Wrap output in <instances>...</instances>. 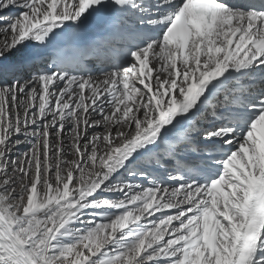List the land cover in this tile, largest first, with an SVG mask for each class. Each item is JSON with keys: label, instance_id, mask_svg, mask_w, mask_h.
<instances>
[{"label": "bare ground", "instance_id": "bare-ground-1", "mask_svg": "<svg viewBox=\"0 0 264 264\" xmlns=\"http://www.w3.org/2000/svg\"><path fill=\"white\" fill-rule=\"evenodd\" d=\"M79 1L0 0V212L29 263L264 264V233L250 249L240 243L243 185L235 199L227 195L208 215L195 216L191 205L200 195L161 184L188 154L241 137V131H221L223 109L178 116L180 141L169 149L156 139L172 123L168 106L183 97L191 72L217 59L243 23L215 25L204 43L211 52L199 63L193 45L182 58L159 40L149 58L151 75L141 79L127 62L116 74L98 68L82 93L76 79L59 72L46 77L43 59H25L50 30L80 15ZM173 2L150 8L167 17ZM166 73L168 85L161 79ZM105 96L109 107L101 108ZM190 245L196 250L186 253Z\"/></svg>", "mask_w": 264, "mask_h": 264}, {"label": "rangeland", "instance_id": "rangeland-1", "mask_svg": "<svg viewBox=\"0 0 264 264\" xmlns=\"http://www.w3.org/2000/svg\"><path fill=\"white\" fill-rule=\"evenodd\" d=\"M80 3H81V0L77 3V7H79V5H80ZM13 13H15V10L14 11H12ZM71 19H72V17H71ZM44 65H45V63H44ZM163 81H165L166 80V82H167V84L166 85H168V83H169V81H170V79H171V77H170V75H169V73H166L162 78H161ZM168 79V80H167ZM86 82H89V80H87ZM7 84V83H6ZM6 84L4 83L3 84V86H6ZM159 86V84L155 81L154 82V90H155V93H156V91H157V89L159 88L158 87ZM165 88H166V86L163 88V90H162V93H163V97H165L166 99L168 98V94L165 92V94H164V90H165ZM102 98V97H101ZM100 98V99H101ZM109 103H110V98H106V96L100 101V103H99V107H109ZM167 105H168V102H166V109H167ZM95 108V107H94ZM91 113H85L84 114V116H86V115H90ZM90 131L89 132H94V131H97V128L96 127H93V128H90L89 129ZM84 133H85V130H84V132H83V134H82V137L84 136ZM162 134V133H161ZM158 135H160L159 133H158ZM84 139V138H83ZM83 139H81V140H83ZM233 145V144H232ZM154 156H158V153H155L154 154ZM193 215H195V216H198V214H197V210H194L193 212ZM209 213H205L204 215H208ZM203 215V216H204ZM195 245H190V247H186L185 248V252L186 253H192V252H195V250H196V247H195V250H194V248L192 249V247H194ZM193 257V256H192ZM191 258V257H190ZM189 258V261L191 262L192 260ZM185 260H183L182 262H181V264H185V262H184Z\"/></svg>", "mask_w": 264, "mask_h": 264}]
</instances>
